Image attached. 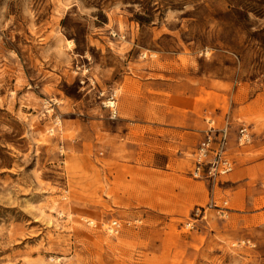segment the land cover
I'll use <instances>...</instances> for the list:
<instances>
[{
	"label": "rangeland",
	"instance_id": "1",
	"mask_svg": "<svg viewBox=\"0 0 264 264\" xmlns=\"http://www.w3.org/2000/svg\"><path fill=\"white\" fill-rule=\"evenodd\" d=\"M225 116L234 171L192 178ZM0 264H264V0H0Z\"/></svg>",
	"mask_w": 264,
	"mask_h": 264
},
{
	"label": "built area",
	"instance_id": "2",
	"mask_svg": "<svg viewBox=\"0 0 264 264\" xmlns=\"http://www.w3.org/2000/svg\"><path fill=\"white\" fill-rule=\"evenodd\" d=\"M116 98L117 91L113 89L110 90L103 101L104 107L110 111L112 117H116L117 115ZM206 123L207 129L205 135L192 153L193 168L190 175L197 180L216 183L222 177L231 174L235 169L234 161L229 154L230 121L225 116L220 127L217 126L213 118L206 119ZM236 142L238 146H243L251 142L248 127L244 124L239 126ZM211 208L221 215L225 213V209L220 208L212 200L207 206L196 208L193 213V218L186 223V226L193 228L194 222L199 215L201 213L205 215L206 211ZM106 229L110 234H118L121 229V223L117 220H112L107 224Z\"/></svg>",
	"mask_w": 264,
	"mask_h": 264
},
{
	"label": "crops",
	"instance_id": "3",
	"mask_svg": "<svg viewBox=\"0 0 264 264\" xmlns=\"http://www.w3.org/2000/svg\"><path fill=\"white\" fill-rule=\"evenodd\" d=\"M209 118H213V119H215V121H217V126L218 127H220L221 125H222V123H223V118H222V120H219L220 121V123H218L219 121H218V119H217V117H209ZM206 119H208V118H205V123H206ZM125 122L126 123H128V121L127 120H125ZM129 124H131V121L129 122ZM141 125H143L144 127H145V129L146 130H150L151 132H158V131H162V132H165L166 134H167V136H168V140H171L173 137H174V135H175V133L176 132H180V131H177V130H175V128H174V126H175V123H174V121H173V118H170V117H164L163 118V121H161V123H159L157 120L156 121H150L149 123H144V122H142L141 123ZM206 125H207V123H206ZM231 128V127H230ZM206 129H207V127H206ZM206 129H205V131H206ZM130 132V131H129ZM140 134H143V133H140ZM169 136H171V138H169ZM230 138H231V129H230V133H229V145H230ZM203 139V138H202ZM198 145V144H197ZM197 145H196V147H197ZM196 147L193 149V151L189 154V157H190V170H189V174L191 173V170H192V168H193V159H192V153L194 152V150L196 149ZM229 149H230V146H229ZM230 151V150H229ZM167 154H169V153H167ZM233 161H234V165H235V167H236V163H235V160L234 159H232ZM171 161H172V157H170V156H167V161H166V163L167 164H170L171 163Z\"/></svg>",
	"mask_w": 264,
	"mask_h": 264
}]
</instances>
